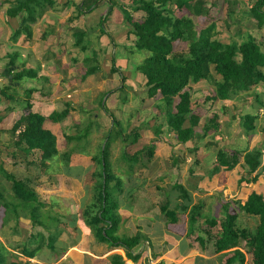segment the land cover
I'll use <instances>...</instances> for the list:
<instances>
[{"label":"trees","instance_id":"trees-1","mask_svg":"<svg viewBox=\"0 0 264 264\" xmlns=\"http://www.w3.org/2000/svg\"><path fill=\"white\" fill-rule=\"evenodd\" d=\"M86 1V0H84ZM101 0H94L92 6L77 5L76 9L81 14L93 12L94 7ZM110 1L108 15L116 6V2ZM131 5H122L120 8L124 16V20L129 23L130 27L127 33V38L131 37L132 42L131 55L147 54L148 56L143 62L137 65L138 77L142 81L138 87L144 89L145 98L139 100L137 96L138 106L136 114L140 117L142 110H145V100H155L159 98L154 109L157 110L161 117H165L167 132L174 134L180 145L193 143L200 136L204 140L209 133L208 128L202 126V118L192 109L194 95L197 94L194 86L200 83H209L212 87L211 93L206 97V104L210 103L209 110L213 109L218 100L232 101L238 99L241 95L247 99L254 96V101L264 112V103L260 96L256 93L250 94L252 88L257 86L260 80H264V51L257 40L248 35L241 43L231 41L224 43L216 37V32L213 35L212 24L206 30L198 31L195 23L188 17H177L176 10H187L192 16H207L209 9L206 6L205 0H130ZM225 2L228 5L230 16L234 13V6L231 3ZM10 5L7 10V17L10 19L19 18L20 25L14 31L12 36L13 41H17L22 34L27 35L28 39L32 38L31 24H35L38 17L45 12L46 9L54 8V0H10ZM87 8V9H86ZM130 10L133 12H143L145 14L142 22L133 20ZM249 15L257 22L259 28L264 27V0H256L249 10ZM79 17L82 15H78ZM78 19L74 17L72 21ZM105 18H102V26L105 23ZM234 23V22H233ZM75 30V28H70ZM100 36H105V31L102 28ZM88 31L74 32V49L86 53L90 46L88 39ZM46 35H44V38ZM175 43L187 44V51L177 53L174 51ZM116 49V47H115ZM12 56L10 64L15 63L17 54L10 53ZM114 60V59H113ZM86 64L85 77L95 75L100 71V67L94 59L85 58ZM112 73H118L112 62ZM213 66L215 74L220 77V80L213 78L210 67ZM36 73L32 70L22 71L20 74L13 75L14 81H21L28 76ZM31 76V77H30ZM121 82L118 91L119 102L127 101L126 82L128 79L121 74ZM8 87H5L7 89ZM2 89L1 95L7 96ZM111 92V91H110ZM112 93V92H111ZM126 94V97H124ZM140 94V96L142 95ZM32 95V92H30ZM104 97L99 100V104L103 106ZM31 98V97H30ZM126 98V99H125ZM11 100V99H10ZM253 101V102H254ZM14 104V102H12ZM106 104V103H105ZM64 109L61 112H54L50 116L45 117L32 112V105L26 102L24 106L25 115L14 124L8 131L12 139L10 145L15 149V153L22 158L27 159V165L38 167L42 173H46L50 169V163L58 157L69 159V153H61L58 150L57 138L50 131L44 129V122L50 120L55 123L63 122L73 110L71 103H64ZM13 109V108H12ZM11 109V110H12ZM226 107L221 109V113H225ZM6 110H0V124L6 118ZM9 111V110H8ZM82 113L85 111L81 110ZM88 114H90L88 112ZM264 114V113H263ZM111 129L108 134L109 138L106 143L100 147V152L93 158V163L97 166V171L94 173L95 184L92 190V200L83 211V216L86 218V225L94 232L96 239L100 243L107 244L110 248L123 249L126 252V257L130 260L137 261L140 254L132 256V251L140 247L142 243H146L147 238L138 229V233L132 237H121L119 235L120 224L122 217L118 214V205L115 195L121 190V182L111 174L109 161L110 143L115 140H120L125 143L126 148L130 145H135L140 140V132L147 127V122L136 123L130 126V130L126 135L120 130V123L111 113ZM155 116L152 117L155 122ZM241 122V127L246 135L255 133L257 121L261 118L259 113H247L240 117L234 116ZM218 114L213 116L212 123L216 124ZM91 120V119H90ZM150 124V123H149ZM95 124L88 125L84 129V134L79 135L78 131L74 136L66 137L67 143L73 142L79 144L86 141L91 134V130ZM81 125L77 127L80 128ZM96 126H99L96 122ZM144 126V127H143ZM147 128H150L148 126ZM76 129V130H77ZM119 129L118 137L113 138L114 132ZM157 137L162 134V126L153 128ZM81 134V133H80ZM115 136V135H114ZM201 140V141H202ZM227 143L216 152L217 165L211 172L210 176L219 174L221 171L232 172L239 164L242 157L244 166L248 169L247 175L252 176L258 172L262 166L261 149L243 150L237 149L226 151ZM80 145V144H79ZM156 141L139 150L135 155L129 156L125 150L122 154L124 161L133 168L140 163V158L146 152L152 157L155 151ZM178 161L172 158V163ZM0 174L2 178L11 183V191L13 198L7 199L0 192V208L4 209L3 224L9 222L19 223L21 217H27L33 226H39L43 229H50L51 222L55 226L61 223V218H51L49 215H44L41 209L45 205L41 203L35 191L14 175L9 174L4 169V164L0 163ZM211 178V177H210ZM117 180V183H115ZM258 176L252 178V182H256ZM179 193V205L175 210H170L168 205L161 208L162 214L165 216L169 225H179L183 215L188 217V236L194 235L197 230L204 233L209 240L214 242V253L221 256L220 261L224 260V264H246L247 255L251 257V264H264V196L257 192L251 193L246 202L242 204L240 201L228 200L223 204L222 215L223 219L219 220L214 215H209L205 218V229L197 227L198 222L204 218V203L199 202L192 207L190 206L192 199L184 187L175 184L170 191ZM117 193V194H116ZM166 194V195H167ZM83 205L85 204L84 201ZM187 202V204H186ZM235 209V210H234ZM179 212L177 213L176 211ZM239 213H243L249 217L258 219V225L254 230L245 229L239 230L237 221ZM14 214V216H11ZM26 218V219H27ZM197 227V228H196ZM201 234V233H200ZM57 235H49L45 238L42 234L36 239L32 235L27 234V239L23 245H18V252L28 258L26 264H30V259L36 257V253L46 247L54 250ZM56 236V237H55ZM34 241L36 243H34ZM47 241V242H46ZM203 250H206L207 241L200 235L196 238ZM46 243V244H45ZM36 245L34 248L32 246ZM20 247V248H19ZM245 250V251H244ZM9 254L7 249L0 244V264H22L19 261L9 262ZM123 257L115 256L113 261L115 264H126ZM25 264V263H24ZM223 264V263H222Z\"/></svg>","mask_w":264,"mask_h":264},{"label":"rangeland","instance_id":"rangeland-1","mask_svg":"<svg viewBox=\"0 0 264 264\" xmlns=\"http://www.w3.org/2000/svg\"><path fill=\"white\" fill-rule=\"evenodd\" d=\"M110 1L111 0H101V3L105 2V6L100 8L98 7L99 5L95 6L92 16L93 18L87 16L83 18L84 26L90 25L88 27V29H90L91 24H97L96 27L98 30L101 31L102 28L104 29L105 36L101 37V32L97 29H95V31H97L95 33L90 32L87 39L90 42V48L86 53H82L81 51L74 52L72 47L74 43L72 34L74 32H72L69 36L70 40L65 46V49L69 50L66 51L64 58L61 59V65L59 67L60 71L56 74L58 76L56 81L58 84L54 85L53 91L59 93L64 90L65 85L63 84L66 82L64 83V81H61L62 76L65 77L67 82H72L74 89L68 91V95H71L68 97V101H70L75 110L70 113L64 123L55 128V132L58 136L57 146L60 154L69 153V155H72L74 159H78L79 163L73 164V167H77L82 160H88L86 163L89 164V160H93L94 157L98 158L96 156L100 152V147H102L109 138V135L107 134L111 129L110 116L112 111L110 110L106 97H104L103 106H101L99 102L96 103V99L100 100L102 98L101 93H105L110 90L111 87L113 88L114 83L117 84L121 82V74H123L128 79L126 82L127 102L124 103V105L121 104L123 103V100H121V102L118 100L119 104L117 105L116 111L113 108V115L121 125L120 130H122L124 135H126L130 130V126L142 121L147 122L148 124L146 125L147 127L150 126V128L145 127L141 132V145L139 146V149H142L150 145L157 137L153 128L158 125L162 126V134L157 137V139L161 142V147H163L164 150L161 151V149H159L156 155H153L152 157H150L147 152L142 155L143 162L139 160L140 163L135 166V173L132 174L134 186L129 187V183L125 184L126 177L129 176L128 174L130 173L128 170V164L124 161L123 157L120 156L122 151L125 153L126 145L119 139L110 143V168L111 171H113L111 174L115 177V179L121 182V190L119 193L124 192V195L128 196L126 197L128 204L132 203L130 196L134 194L138 187L136 195L141 198V207L152 208L155 203L152 213L160 216L162 214H160L161 207L164 206L167 201L170 210L176 209L174 207L176 203L175 198L172 197V195L170 196V193L167 194L168 192L166 191H169L176 183L184 185L192 195L194 203H198V200H201L204 196H208L206 199H202L206 203V205L204 204L205 208L203 211L204 218L201 219L197 225V227H203V230L206 227L204 225L205 218L209 215L212 214L219 220L223 219L224 214L222 215L221 207L224 203H222V206L217 203H220V201L224 200L226 197L232 201L235 199H242L247 197L252 190L257 191L264 196V112L262 107L258 106L254 101V96L247 99L248 96L244 98L243 95H241L238 99H234L232 101L218 100L215 104H213V109L209 110L210 103L206 104L205 99L211 93V85L204 82L195 85L194 89L197 94L194 95L192 109L196 115L198 114L201 116L202 126L203 128H208L206 131H209V136L202 142V138L197 136L195 141V143L197 142L198 144V149H196L197 154L196 152H193L196 148L193 143L180 145L175 135L167 132L165 117H161L157 110L154 109V105H156L159 98L155 100L146 99L144 104L145 110H142V115L138 117L136 114L138 106L137 96H139L140 100L145 98L146 95L145 93L142 94L144 89L139 90L140 88L138 85L140 84L139 82L142 81V78L138 77L139 71H137L136 67H138L137 65L141 64L148 55L145 53H136L135 55H131V51L133 49L132 42L134 40L131 37L127 38L128 30L131 27L125 20L120 24L117 23L118 19H120L119 21L122 19L120 11L121 6L131 5L132 2H130V0H113V3L116 2L118 4L113 6L114 9L111 10L108 15L109 6L111 5ZM226 1L234 6V13L231 16L225 0H205L206 6L209 9V14L207 16H192L186 9L183 11L176 10V15L177 17L188 16L195 23L198 31L206 30L212 24L216 25L211 27L212 29L215 27L212 34L214 35L216 32L215 38L224 43H229L231 41L241 43L248 35H251L257 40L264 51V27L259 28L257 26V22L253 20L251 15L248 14L250 8L256 0ZM54 2L57 3V0H54ZM93 2L94 0H78L80 5L85 3L86 6H92ZM8 8L9 7L7 6L6 9ZM73 8V4L70 5L69 3L67 5L69 12H71ZM50 9L51 8L46 9L45 12L38 17V20L41 19L43 14L45 16L48 10L50 11L49 13H53L52 15H59V12H56L58 10ZM130 12L134 21L142 22L144 20L145 14L143 12H133L132 10H130ZM90 14H92V12L88 15ZM105 17L107 19H105V23L102 26L101 20ZM61 26L60 30L61 28L69 27L65 24H61ZM44 29L45 26H42L40 31H43ZM0 34L7 35L5 31H0ZM35 43H39L40 46H43L47 42L38 38ZM187 47L188 46L185 43H175L174 51L177 53H184L187 51ZM84 57L94 59L100 67V71L94 76V78L86 81L82 80V75H85L86 72V64L83 61ZM75 59L76 61H73ZM112 62L114 63L115 68L119 70L118 73H112ZM33 69L38 71L37 67ZM210 72L214 79L217 81L220 80V77L215 74L213 66L210 67ZM54 78H56V76H53V79ZM74 81L76 83H74ZM69 93H73V95ZM252 93L258 94L264 103V80H260L257 86L252 88L250 94ZM126 94L124 97H126ZM140 94L142 95L140 96ZM99 96L101 97L99 98ZM64 99H66V97ZM245 105L246 109H244ZM224 106L227 110L222 114L221 109ZM81 110L85 112L82 113ZM256 111H259V115L261 116V118L257 121L256 132L251 135H246L240 125L241 122L238 119H234L233 116L234 114H238L242 117L241 115L251 112L255 113ZM88 112L90 114H88ZM217 114L218 119L216 124L212 123L211 120L213 119V116ZM153 116H155V122H153ZM150 120L152 121V124H149ZM92 121L95 125L91 130L90 137L86 141H83L82 144L79 143L80 145L74 142L67 145V140L65 139L67 135H75L77 131L79 135L84 134V129L88 127L90 122L92 124ZM96 122L99 123V126H96ZM79 125H81L80 128L76 130V127ZM118 131L119 129L114 132V139L118 137ZM10 136L11 135L9 134L0 133V163L2 162L4 164V169L9 174L14 175L17 180L22 182L34 181L37 185H39V197L42 203L44 202L45 204V208L41 209L44 215L54 216L55 218L60 217L63 221L65 220V224L63 226H55L53 222L49 223L51 224V227H53V230L43 229L47 232V234L43 233L42 235L45 238H48L50 234L55 235L57 231L63 234L66 230L69 231V229H67L68 222H70V220L72 221L76 217H79L77 220L81 221H76L77 223L75 222V226L72 227L73 229L76 228V233L69 235L67 233L64 235V238L63 236L60 237L57 235V239L68 244H63L64 250L73 244H77V246L81 248V245L78 244L80 239H82L81 237H86V235L92 232V230L86 225V218L83 216V211L85 210L87 203L91 200V193L89 191L92 184L91 172L97 169V166L93 165V162H91L92 167H89L91 168L89 174L80 179L75 176L70 177L67 173H64L65 170L69 169V162L61 156L50 163V169L46 173H42L38 167L27 165L26 160H30V158H22L20 155L15 153V149H13L10 145V139H12ZM227 143H230L226 146L227 152H231L233 149H237L239 151H243L245 149H261L263 151L261 156L262 166L258 170L257 174L251 177L254 178L255 176H258V180L254 182L251 186L252 188L247 190L245 193V188L240 189V187L238 189V186L242 182L240 181L241 177L247 175L248 172V169L244 166L242 157H240V164L232 172L228 173L224 171L217 177L215 175V177L211 176V182L208 184L206 183V186H203V180L206 178L208 180L210 178L208 175L209 171L212 170L213 166L215 167V164L217 165V157L215 155L217 150L222 148L224 144L226 145ZM136 149H138V147L130 148L126 151L130 156V154H133ZM72 151H74V153H71ZM172 158L176 159L178 162L173 164ZM80 167L85 169L82 165ZM117 180H115V183H117ZM0 192H2L7 199L13 198L11 183L4 180L1 174ZM206 193L208 195H205ZM84 197H87V202L85 201V204L83 205L82 201ZM115 197L117 199V195H115ZM132 198H135V196ZM210 207L212 209H209ZM176 212L178 213L179 210ZM69 213H74V215L69 216ZM11 216H14V214ZM3 217L4 209L0 208V244L7 249L9 254H11L8 257L9 262L19 261L22 264H26L27 259L19 254L20 252H18L19 250H17V247L18 245H23L25 243L29 232L33 233V237L36 239L38 236L36 231L38 229L35 228L34 230L36 231H33L32 227L27 229L23 228L26 221H29L27 217L22 216L18 224L15 222L3 224ZM124 221L125 219H123L120 224L121 227L125 226V232H122L124 235H121V237L133 238V236H135L138 232L135 235L130 233L134 230L131 228L133 224L124 225ZM135 224L136 222H134V225ZM27 225H30L29 222ZM257 225L258 219L239 213V220L237 221V227L239 230H254ZM85 228H87V230H85ZM17 233H22L23 235L17 236ZM200 233L201 237L206 239L207 247L206 250L202 251V253L197 251L200 255H202L199 259H203L205 261L215 260L214 263L217 262L216 264H224L225 258L220 261L221 256H215L213 240H209L204 233ZM188 241H190V239L186 240V243ZM147 242V247L150 249L152 246L153 248L152 242H149L148 240L146 243H142L141 245L145 246L147 245ZM193 243V241L190 242L191 247H200V244ZM162 244L164 245L165 243ZM55 247L57 246L55 245ZM102 247L106 250L105 245H102ZM84 249H86V247H84ZM56 250L61 251L62 249L58 247ZM246 255V264H251V257L248 254ZM85 257L86 258H83V261L79 262L80 264H91V261H97L92 257ZM36 258H39L38 254L36 255ZM36 260L39 262V259ZM38 262L32 261L30 264H38ZM146 263L164 264V262L160 263V261L157 262L155 260ZM195 264L200 263L195 262Z\"/></svg>","mask_w":264,"mask_h":264},{"label":"crops","instance_id":"crops-1","mask_svg":"<svg viewBox=\"0 0 264 264\" xmlns=\"http://www.w3.org/2000/svg\"><path fill=\"white\" fill-rule=\"evenodd\" d=\"M9 1L10 0H0V31L1 32L5 31L7 33V35H1L0 34L1 35L0 36V91L2 89H5V87H8L7 89L4 90V93L7 96V98L3 97L1 95V92H0V110H2V109L6 110L5 111L6 118H4L2 120V123L0 124V133H5V134L10 135V133H8V131L14 126V124L20 119V117L22 115L26 114L24 112V106H26V102H30V104L32 105V112L33 113L40 114V115H43L45 117L50 116L54 112H61L65 107L64 103H68V102L70 103V101H68V97H70L71 95H68V91L69 90L71 91L74 88H73V83L67 82L65 77H63V76L61 77V81L62 82L64 81V83L66 82L65 84H63V85H65L64 90L60 91L59 93L58 92L56 93L53 91L54 85L58 84V82H56L57 77H58L56 74L58 71H60L59 67L61 65V59L64 58V54L66 53L67 50H69V49L66 50L65 46H66L67 42L70 40L69 36L72 34V32L88 31V34H90V32H93V33L97 32V31H95V29L98 30V28L96 27L97 24H94V25L91 24L90 29H88V27L90 25L84 26L83 18H85L86 16L93 18L92 16H93L94 12H92V14H90V15H88L89 13L86 14V12L85 13L83 12L82 14L80 12H78V10L76 9V6L80 5L78 3V0H57V3H55L56 5L54 8H52V10H58L56 12H59L58 13L59 15H52L53 13H49L50 11L48 10V12L45 16L43 14L40 20H37V22L35 24L30 25L31 32H32V38L31 39H28L27 35L22 34L21 37L17 41H13L12 36L14 34V31L17 28H19L20 19L19 18L10 19L7 17L6 13H7L8 9H6V7L10 6L8 4ZM86 1H88V0H86ZM69 3H70V5H72V4L74 5V8H73V10H71V12H69V10L67 9V5ZM98 5H99L98 6L99 8L104 7L105 2H102V3L99 2ZM78 15H82V16L79 17ZM112 16H113V13H112ZM74 17H76L78 19H75L74 21H72V19H74ZM119 18H120V16H119ZM121 18H122L121 21H119L120 19H118L117 23L120 24L124 21V16L122 15V13H121ZM61 24H63V25L65 24L69 27L61 28V30H60V27H62ZM112 24H115V23H112ZM42 26H45V29L43 31H40V28ZM34 27H35V29H34ZM72 27L75 28L74 31L70 29ZM98 31H100V30H98ZM44 35H46L45 38H44ZM36 37H38L41 40L42 39L45 40V42H47V43L43 46H40L39 43H35L36 40L38 39ZM73 45H74V43H73ZM73 45H72V47H73ZM73 50H74V52L79 51L77 49H74V47H73ZM10 53H13L14 55L15 54L18 55L14 65L10 64L11 58L13 56V55L10 56L9 55ZM85 58L86 57H84V59ZM84 59H83V61H84ZM73 61H76V59ZM35 67L38 68V71L33 69ZM27 69L36 72L32 75V78H29L28 76H26L21 81H14L13 75L20 74L22 71H25ZM95 75H91L88 77H85L84 75H82V80L86 81L88 79H92V78H94ZM53 76H56V78L53 79ZM74 83H76V82L74 81ZM119 84H120V82L117 84L114 83L113 88L111 87L110 90L106 91L105 93H101V96L106 95L107 103L110 106V110L112 111V114H113V108L116 111L117 105L119 104V102H118L119 94H120V92L118 91ZM83 88H85V87H83ZM30 92H32V95H30ZM69 94L73 95V93H69ZM101 96H99V98ZM65 97H66V99H64ZM12 102H14V104ZM98 102H99V99H96V103H98ZM71 107H72V105H71ZM244 109H246V105L244 106ZM73 110H75V109L73 108ZM257 112L259 113V111H256V113ZM23 113H25V114H23ZM237 115L238 114H234V116H237ZM244 115H241V116H244ZM111 120H112V118H111ZM64 121L59 122V123H55V122H52L50 120H46L44 122V129L50 131L54 136H56L57 145H58V136L55 132V128H57L59 125L64 123ZM138 121H141V120H138ZM142 122H138V123L140 124ZM149 123L152 124V121L150 120ZM97 124L99 125V123H97ZM76 129H77V127H76ZM141 132H140V134L142 136ZM255 132H256V130H255ZM207 134L209 136V133H207ZM68 136L69 135H67L66 137H68ZM72 136H74V135H72ZM208 136L206 138H208ZM204 140H202V141H204ZM155 141H156V145H155L154 155H156V153L159 149H161V151H164L163 147H161V142L158 141L157 137L155 138ZM67 145H70V144L67 143ZM140 145H141V137H140V140L138 141L137 144L128 146L126 148V150H128L130 148L138 147V149H136V151L133 154H130V156H133L139 150H141V149H139ZM197 146H198V144L194 145V147H196V148L193 151L194 153L196 152V154H197L196 149H198ZM58 150H59V148H58ZM71 153H74V151H72ZM122 154H123V151L121 152L120 156H122ZM67 161L69 162V169L65 170L64 173H67V175L70 177L75 176L76 178L80 179V178L84 177L85 175L89 174V172L91 171V168H89V167L91 166V162L93 160H89L90 161L89 164L86 163V162H88V160H82L81 163L77 165V167H73V164L79 163V161H78V159H74L72 155H70V157ZM109 161L111 162L110 154H109ZM140 161L143 162L142 157L140 158ZM81 165L85 169L81 168L80 167ZM93 165H95V164L93 163ZM110 166H111V164H110ZM215 166H216V164H215ZM213 167H212V170L214 169ZM73 170H75V171H73ZM128 170L130 173L128 174L129 176L126 177L125 184L129 183L130 184L129 187H131V186H134L133 181H132V178H133L132 174L135 173L136 168L134 167L133 171H132L131 167L128 165ZM212 170L209 171V169H208V171H209L208 175L209 176L211 175ZM70 171L72 174L70 173ZM96 171H97V169H95L91 172L92 177L90 175L91 181H92L91 189L89 188V191L91 193V200H92V190H93V186L95 184L94 173H96ZM221 172H224V171H221ZM219 174H216L215 176L217 177ZM254 175H252V176H254ZM247 176L248 175L241 177L240 181H242V182L238 186V189L240 187H241L240 189H242V188L246 189L244 191V193L247 190L251 189L252 188L251 186L253 185V182L251 181L252 176H248V177ZM211 180H212L211 178H209L208 180H207V178L204 179L203 180V186H206V183L208 184L209 182H211ZM24 183H27L28 186L31 187L35 191L39 201L42 203V201L40 200V197H39V185H37V183H35L34 181H31V182L27 181ZM178 185H181V184H178ZM181 186H183L185 191L188 192V194L191 196L192 202H191L190 206L192 207L193 204L194 205L197 204V203L193 202L192 195L189 193L188 189H186V187L184 185H181ZM197 186H198V184H197ZM195 188H196V186H195ZM137 191H138V187H137V190L134 192V194H132L130 196L131 201H132L131 204H128L127 198H126L128 196L124 195V192H120L118 194L116 193L117 194L116 201H117V205H118V214L120 215V217H122V221H123V219H125L124 225H126V224L132 225L133 224L131 227L132 229H134L133 232L130 230L131 231L130 233H132L133 235H135L138 232V229H141V232L144 235V237H146L147 240L149 242H152V244H153V248L151 246V248L149 249V247H147L148 246V242H147V245H145V246L141 245L138 249L136 248V250L132 251L131 254L134 257L140 254V258L137 261L133 262L134 260L132 261V260L128 259L126 257V252L121 248H119V249L110 248L107 244L98 242L94 232L92 231L90 234L86 235L87 238L83 237V236L81 237L82 239H80V242L78 244L81 245L82 249L79 248V246H77V244H73L64 250L63 244L64 245H68V244L64 241H59V239H58L56 241V244H55L57 247L54 246L55 248L53 251L48 249L47 247L46 248L44 247L43 249H41L39 252L36 253V255L38 254L39 258L35 257V258L31 259L30 262H32V261L38 262L36 259H39L38 264H80L79 262L83 261L84 260L83 258H86L85 256H89V257H92L93 259L98 261V262L97 261H91V264H115L113 261V258L115 256H121V257H123V259H124L123 261L126 262V264H149L146 262H152L153 260H155L157 262L160 261V263L164 262V264H195V262H198L200 264H216L217 263V262L214 263L215 260L205 261L203 259H199L200 256H202V255H200L197 251H200L202 253L203 249H202L201 245L199 247L200 249L198 247H194V246L191 247L190 242L193 241L194 243H197L195 238L198 237L199 235L201 236V234H200L199 230H197V232L194 235L191 234V236H188L189 230H188L187 214L183 215V217L181 218L182 221L180 222L179 225H169L166 221L165 216L163 214H161L162 212H160V214H161L160 216L152 213L153 207L155 206V203H154L152 208L151 207H147V208L141 207V205H140L141 198L138 195H136ZM253 192H257V191L252 190L251 193H253ZM244 193H242V194H244ZM250 194H248V196ZM169 195L170 196L172 195V197L175 198L176 203H175L174 207L176 208L179 205V199H178L179 193L177 191L171 190ZM205 195H208V194L206 193ZM134 196H135V198H132ZM248 196L245 198H242V199H235V200L240 201L242 204H244L246 202ZM206 197H208V196H204V198H202V199H206ZM202 199L198 200V203L203 202L206 205L205 201H203ZM91 200H90V202H91ZM228 200L229 199L226 197L224 200L220 201V203H217V204L222 206V203H226ZM235 200H233V201H235ZM83 201H84V203H85V201L87 202V197H84ZM90 202H88L87 205L90 204ZM43 204H44V202H43ZM166 204L169 206L168 201L165 203V205ZM186 204H187V202H186ZM68 206H70V205H68ZM164 206H162V207H164ZM209 209H212V208L210 207ZM71 215H74V213H69V216H71ZM51 218H53V216H51ZM77 218H79V217H76L72 221L70 220V222H68V224H67L68 228L67 229H69V231L66 230V232H63V234H61L60 237L63 236V238H64L65 237L64 235H66L67 233H68V235L76 233V228L73 229L72 227L75 226L76 221H78V222L81 221V220H77ZM61 220L62 221L59 224V226H63L65 224V220L63 221L62 218H61ZM28 222L30 224L29 225L30 227L27 225ZM28 222L26 221V224L23 225V228L27 229V228L32 227L33 231H36V230H34L36 228V229H38L36 231L37 235L43 234V233L47 234V232H45L42 227L33 226L30 220ZM134 222H136L135 225H134ZM21 226H22V223H21ZM50 229L53 230V227H50ZM124 229H125V226L124 227L120 226L119 235H124V233H122L123 231L125 232ZM85 230H87V228H85ZM16 235L19 236V235H23V234L17 233ZM28 235L33 236V233L29 232ZM189 239H190V241H188L186 243V240H189ZM34 243H36V242L34 241ZM162 243H165V244L163 245ZM102 245H105L106 250L103 249ZM34 247H35V245L32 246V248H34ZM58 247H60L62 250L61 251L56 250ZM84 247H86V249H84ZM20 255H22V254H20ZM215 256H217V254H215ZM26 259L28 260V258H26ZM83 264H88V263H83Z\"/></svg>","mask_w":264,"mask_h":264},{"label":"clouds","instance_id":"clouds-1","mask_svg":"<svg viewBox=\"0 0 264 264\" xmlns=\"http://www.w3.org/2000/svg\"><path fill=\"white\" fill-rule=\"evenodd\" d=\"M30 260H31V259H30ZM30 260H29V261H30Z\"/></svg>","mask_w":264,"mask_h":264}]
</instances>
